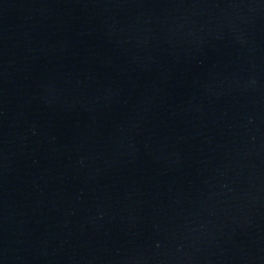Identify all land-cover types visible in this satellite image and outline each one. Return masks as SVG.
Listing matches in <instances>:
<instances>
[{"label": "water", "instance_id": "obj_1", "mask_svg": "<svg viewBox=\"0 0 264 264\" xmlns=\"http://www.w3.org/2000/svg\"><path fill=\"white\" fill-rule=\"evenodd\" d=\"M0 264H264V0H0Z\"/></svg>", "mask_w": 264, "mask_h": 264}]
</instances>
